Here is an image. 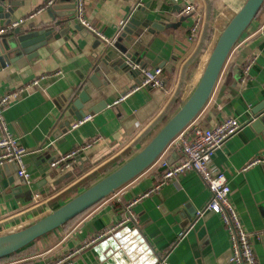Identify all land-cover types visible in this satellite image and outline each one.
<instances>
[{
	"label": "crops",
	"instance_id": "crops-1",
	"mask_svg": "<svg viewBox=\"0 0 264 264\" xmlns=\"http://www.w3.org/2000/svg\"><path fill=\"white\" fill-rule=\"evenodd\" d=\"M45 1L18 0L12 7L11 19H23V27L53 24ZM55 1L60 5L74 4V0ZM137 1L84 0L85 16L106 38L116 39L120 22ZM244 1L141 0L142 6L149 3L143 14L145 20L131 33L119 37L124 52L115 45L109 49L116 51L123 61H138L149 68L160 66L164 89L141 87L129 93L140 76L128 66L111 69L107 84L99 88L85 82L91 65L99 59L106 44L76 24L74 8L56 11L66 15L56 16L59 24L31 59L15 62L1 59L0 95L42 75L47 77L25 89L2 111L9 131L26 149L23 161L31 178L23 183L15 174L14 162L0 164V176L14 179V183L0 186V235L28 226L84 189L88 184H80L86 179L99 177L140 150L165 123L163 116L172 110L176 92L182 90L185 101L198 78L213 42L204 53L195 55L207 21L212 17L213 34H217L221 28L217 19L227 20L226 16L230 17ZM186 3L194 5V12L182 13ZM194 18L200 21L199 37L190 41L188 34ZM263 26L264 5L230 51L206 105L194 120L202 127H212L227 117L241 123V128L214 152L208 168L226 175L230 188L228 200L243 229L250 234L256 264H264V239L251 235L264 231V163L247 165L255 158H264ZM84 85L89 99L83 103L82 110L85 115L92 114V118L72 128L76 119L68 111V104ZM121 96L123 99L114 104ZM99 104L102 106L97 107ZM93 106L97 110L87 112ZM92 139L97 141L78 155L69 168L59 171L50 167L55 158ZM165 158L173 162L180 155L177 150L169 149ZM152 169L153 166L0 264H51L71 253L70 264L95 261L103 264L111 258L114 264H123V256L117 255L112 244L116 242L115 234L125 227L137 229V235L146 241L149 250L156 257L165 256L168 264H230L229 240L222 220L211 211L197 214L209 199L201 177L194 171L185 172L149 193L161 173L159 168ZM137 198L131 207L137 218L135 223H123L85 246L120 221L125 214L124 206ZM123 235H128L127 245L134 244L128 231ZM133 253L137 254H133L134 258L123 253L129 264H138L140 258L139 264L149 261L150 256L139 251L138 244ZM108 255L111 257L107 258Z\"/></svg>",
	"mask_w": 264,
	"mask_h": 264
},
{
	"label": "water",
	"instance_id": "water-1",
	"mask_svg": "<svg viewBox=\"0 0 264 264\" xmlns=\"http://www.w3.org/2000/svg\"><path fill=\"white\" fill-rule=\"evenodd\" d=\"M263 3L264 0H245L237 11L231 13L230 17L221 26L220 32L212 43L195 87L178 110L165 121L140 150L109 173L28 226L0 235V258L26 247L39 237L61 227L69 220L83 213L148 170L162 154L170 141L200 114L212 93V89L226 58L244 31L255 19ZM17 4L18 0H0V19L4 24L9 23L12 17V7ZM148 7L149 3H145L139 7L114 41L113 45L120 49L119 51L124 52V49L120 46L119 37L124 36L126 33H131L140 22L145 20V15L143 14ZM73 8L74 4L72 3L60 5L55 1L51 7H48L51 12L49 17L54 22L53 24H46L41 27L34 24H29L24 27L18 25L13 28L10 34L0 39V60L8 58L10 61L15 62L22 58L27 60L31 59L37 54L36 50L40 47L41 42L46 40L50 36V33L54 31L55 25L59 24L60 21L55 19L56 16L66 15V13H58L56 11ZM105 46L106 48L103 50L99 59L91 65L88 77L84 79L85 82H90L95 88L101 87L104 83L107 84V75L111 69L116 71L126 67L125 62L120 58L118 53L109 49L110 46ZM138 82L139 79L136 80V83ZM86 88L84 85L68 104V111L73 112L70 114L74 115L77 120L85 115V112L82 110L83 103L89 99L85 91ZM100 106L102 105L99 104L97 107ZM97 107H89L87 108V112L93 113L97 110ZM3 176V178L0 176V186L5 187L14 183L13 178ZM15 190L13 189V192ZM125 231H128L129 235L134 238V244L127 245L126 238L128 235L127 237L123 235ZM137 233V229L129 230V227H125L124 231L115 234L116 242H112V247L118 252L117 255L120 254L123 256V264H129L128 257L123 253L128 254L130 258H134L137 254L133 253V248L135 244H138L139 251H145V254L150 256L149 261L144 264H152L157 257L152 253L151 249L149 250L146 241L138 236ZM109 257L111 255L107 256V258ZM101 258H103L102 255H100ZM141 259L137 262L138 264ZM93 264H101V262L95 261ZM103 264H114V258L107 259Z\"/></svg>",
	"mask_w": 264,
	"mask_h": 264
},
{
	"label": "built area",
	"instance_id": "built-area-1",
	"mask_svg": "<svg viewBox=\"0 0 264 264\" xmlns=\"http://www.w3.org/2000/svg\"><path fill=\"white\" fill-rule=\"evenodd\" d=\"M55 3V0H46L45 7H51ZM142 6L141 0H138L131 8L129 15L120 22L116 36H118L128 24L129 19L133 13ZM194 5L192 3H186L182 9V13L190 14L194 12ZM74 19L78 26L82 27L85 31L92 33L97 39L104 42L108 46H112L116 39H108L102 35L94 25L85 16L84 0H74ZM23 19H10L9 23L0 27V36L6 34L18 25L23 23ZM200 21L198 18H194V21L189 29L188 40L193 41L199 36L198 27ZM261 32L264 35V26L261 27ZM198 36V37H197ZM125 64L128 66L131 72H137L139 82L134 84L129 93L140 89L141 87H153L164 89V79L162 77V69L160 66L146 67L134 60L125 59ZM252 61L248 64L250 65ZM247 65V67H249ZM47 75H42L40 78L33 79L29 84L22 86L16 90H10L0 95V164L4 162H14L16 164L15 174L23 183L30 181L31 174L26 169L23 161V156L26 153V149L18 143V139L13 135L2 117L3 109L13 101H16L22 92L30 86H36L41 78H46ZM124 96L119 97L114 101V104L119 103ZM92 114L84 115L81 119L75 120L71 127L76 128L79 125L91 120ZM241 128V123L234 117H227L212 127H202L194 120L183 129L177 136H175L162 154L158 157L155 163L152 165H158L160 169L159 179L154 183L150 192L156 191L162 184L168 180L175 179L178 175L194 171L202 179L205 187L209 192V199L203 210L198 211L200 215L204 211H211L217 214L224 228L227 232L229 247H230V264H256V258L250 242V234L247 233L238 218V215L228 200V194L230 188L228 186L227 177L222 171H211L208 168V163L212 158L214 152L233 134H235ZM97 139H92L86 143L79 144L71 149L69 152L58 156L50 162L51 168H56L59 171H64L69 168L71 163L76 160L78 155L90 148ZM169 149L177 150L180 158L176 161L169 162L165 158V153ZM264 163V158H255L247 166ZM145 193L144 195H147ZM134 199L132 202L124 206L125 214L122 219L116 222L106 232H102L94 239L89 241L85 246L94 243L101 239L105 234L111 233L115 228L121 226L126 222L137 221L136 215L132 210V205L138 200ZM254 238L264 239V231H259L251 234ZM78 251V250H77ZM76 252V251H75ZM74 252V253H75ZM71 254L58 259L51 264H70ZM152 264H168L166 257L161 256Z\"/></svg>",
	"mask_w": 264,
	"mask_h": 264
},
{
	"label": "trees",
	"instance_id": "trees-1",
	"mask_svg": "<svg viewBox=\"0 0 264 264\" xmlns=\"http://www.w3.org/2000/svg\"><path fill=\"white\" fill-rule=\"evenodd\" d=\"M263 5H264V3H263ZM263 5L261 6V8L263 7ZM261 8H260V10H261ZM260 10L258 11V13H257V15H256V17L259 15V12H260ZM209 17V16H208ZM255 17V18H256ZM206 28H205V30L203 31V36H202V41H201V43H200V46H199V48H198V50H197V52H196V54L195 55H201L202 53H204V51L206 50V48H207V46H208V44L210 43V41H211V39H212V37H213V26L211 25V21H207V23H206V26H205ZM196 57V56H195ZM182 90H178L177 92H176V97L173 99V108H172V110L170 111V112H168V113H166L164 116H163V121H165V120H167L170 116H171V114L173 113V112H175L176 111V109L181 105V104H183V99H182ZM173 111V112H172ZM172 112V113H171ZM171 113V114H170ZM119 165V164H118ZM117 165V166H118ZM116 168V167H115ZM112 169V168H111ZM113 169H114V167H113ZM112 169V170H113ZM111 171V170H110ZM108 172H105L104 171V173H103V176L104 175H106ZM102 176V177H103ZM89 186V185H88ZM87 186V187H88ZM86 188V187H85ZM83 190V189H82ZM77 217V216H76ZM76 217H74L73 219H71V220H69L68 222H70V221H72V220H74ZM68 222H66L65 224H63L62 226H64V225H66ZM33 243V242H32ZM31 243V244H32ZM28 246H30V244L29 245H27L26 247H24V248H22V249H20V250H18V251H16V252H14V253H12V254H9V255H7V256H4V257H2V258H0V261H2V260H5V259H8V258H11L12 256H14V255H16L17 253H19L20 251H22V250H24L25 248H27Z\"/></svg>",
	"mask_w": 264,
	"mask_h": 264
},
{
	"label": "rangeland",
	"instance_id": "rangeland-1",
	"mask_svg": "<svg viewBox=\"0 0 264 264\" xmlns=\"http://www.w3.org/2000/svg\"><path fill=\"white\" fill-rule=\"evenodd\" d=\"M226 15H228V14H225V16H226ZM228 16H229V15H228ZM211 18H212V17H210V21H211ZM226 18H229V17L226 16ZM217 20H219V21H217L218 25L221 24L220 27H221V26L223 25V23H225V21H226V20H225V21L222 22V21H220V19H217ZM219 32H220V31H219ZM219 32H218V33H219ZM218 33L215 34V35L213 34V37H212V39H211L213 42H214V39L216 38V36L218 35ZM210 42H211V41H210ZM213 42H211V46H212V43H213ZM210 48H211V47H210ZM210 48H209V50L207 51V56H208V54H209ZM207 56H206V58H207ZM206 58H205V60H204L203 63H202L203 65H204V63H205V61H206ZM203 65H202V66H203ZM200 70H202V67H201ZM200 74H201V71L199 72L198 75L200 76ZM199 76H198V78H199ZM198 78L195 80L194 84L192 85V88H191L190 92H191L192 89L195 87V85H196V83H197V81H198ZM189 94H190V93H189ZM119 165H120V164H119ZM111 168L113 169V167H111ZM111 168H110V169H107V171H105V172H108V173H109L110 170H112ZM114 168H115V167H114ZM152 170H153V171H154V170H158V165H157V164L154 165ZM98 176H99V177H96V178L100 179V176H103V173H101V175H98ZM96 178L93 179V180H91V178L86 179V180H85L84 182H82L80 185H81V186H85V185H87V184H88V185H91V184H92V183H91L92 181H93V183H94V182L97 180ZM90 183H91V184H90ZM83 184H84V185H83ZM88 185H87V186H88ZM87 186H86V187H87ZM78 193H79V192H78ZM74 194H75V192H74L73 194L71 193L70 196L72 197V195H74Z\"/></svg>",
	"mask_w": 264,
	"mask_h": 264
}]
</instances>
